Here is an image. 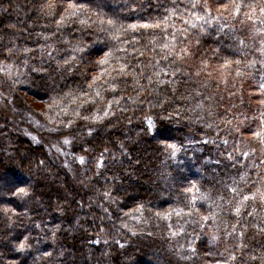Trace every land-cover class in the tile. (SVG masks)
Here are the masks:
<instances>
[{
  "label": "trees",
  "instance_id": "16d2710c",
  "mask_svg": "<svg viewBox=\"0 0 264 264\" xmlns=\"http://www.w3.org/2000/svg\"><path fill=\"white\" fill-rule=\"evenodd\" d=\"M44 2L0 0V67L12 73L0 81V264H223L229 254L236 260L227 264H264V204L259 199L264 145L252 136L264 127V91L259 88L264 68L258 51L264 36L253 35L251 22L241 24L225 13L222 22L235 25L236 39L216 27L199 35L197 22L185 41L196 56L181 62L175 56L162 59L163 41L149 44L151 31L137 33L135 47L143 55L129 45H122L128 55L116 53L130 65L128 75H118L119 64L110 60L104 65L109 76L98 82L103 99L78 107L86 99L81 89L94 95L88 84L99 72L96 61L114 42L75 18L57 30L54 20L39 12ZM55 2L63 4L58 15L67 0ZM125 3L93 0L90 7L124 17L125 24L155 18L157 4L171 7L170 0H137L143 7L129 15L122 9ZM210 3L215 14L217 4ZM172 22L188 27L176 16ZM77 44L84 50L74 52ZM212 49H220L221 57L241 59L244 74L237 76L233 64L226 84L215 72L190 80L172 76L177 66L191 74L204 55L212 67L221 63L211 57ZM237 49L245 55H229ZM248 61L256 64L247 67ZM106 79L117 84V91L108 89ZM22 93L42 109L35 110ZM108 101L113 103L105 115ZM28 117L40 124L36 135L22 129ZM169 145L178 149L174 156ZM244 151L250 155L243 156ZM192 184L199 192L185 193ZM17 187L26 194L16 193ZM201 193L213 203L197 200L198 211L187 215L191 197ZM253 193L255 199L244 202L237 216L232 209ZM5 208L12 211L5 214ZM165 212L166 219L156 215ZM205 215L209 219L202 221ZM21 240L27 245L22 251L17 249Z\"/></svg>",
  "mask_w": 264,
  "mask_h": 264
},
{
  "label": "snow or ice",
  "instance_id": "6c2138e0",
  "mask_svg": "<svg viewBox=\"0 0 264 264\" xmlns=\"http://www.w3.org/2000/svg\"><path fill=\"white\" fill-rule=\"evenodd\" d=\"M171 7L165 8L162 4H157V16L155 18L149 17L148 19H144L140 17L137 22L134 23H127L125 24L123 20L124 17L117 16L115 13L108 14L102 11L99 7L91 8L90 6L93 3V0H67V7L63 8V11H60L57 15V9L63 7V4H58L55 0H45L44 3L39 5V12L46 17L54 20V23L57 27V30L61 29L65 24L71 22L73 18L79 22L80 25L88 27V28H95L99 32L105 34L109 42H114L112 46L108 47L106 51H103V55L96 61L97 65L100 66L99 72L97 75L91 77V80L88 84L89 90L94 93V95H89L88 92H85L83 89L80 91V95L85 97L86 99L81 100L80 105L78 107H82L84 104L91 103L95 98L103 99L102 90L103 85L102 83H98L101 80V76L108 77L109 73L105 71L104 65H107L110 60L115 59L116 62L119 64L118 75H128V69L130 68L129 64L121 63V56H117L116 53H122L124 55H128L127 49L124 48L122 45H129L132 47L134 53H139L143 55V52L140 49L135 47L136 44L140 42L138 36L136 35L139 33L140 36H145L146 34L151 31V40H149V44L156 42L158 40H162L163 42L159 44L160 48L165 50V55L162 57L164 60H168L169 57L175 56L177 61L183 62L186 58H194L196 53L192 51L191 42L185 43L188 41V35L190 29H196L198 27L197 22H201L199 24V35H204L207 32L209 27H216L218 33H223L224 35L228 36L230 39H236L233 33L236 31L235 25L233 24L230 26L227 23H223L222 21L225 20L224 14L227 13L228 16L233 20H239L241 24L245 22H251L253 26V35L254 36H264V0H226V2L221 3L220 0H213L217 4V11L213 14L212 4L210 0H183L181 3L180 0H170ZM142 4H138L137 0H126V3L122 6L124 12H127L129 15L132 13L137 12L139 8H142ZM183 9V12L180 9ZM163 9V12L160 11ZM91 12L92 16H95V19H92V16L87 15V13ZM187 13L188 18H184V14ZM176 16L178 17L181 22L188 27L185 28H177L175 23L172 21V18ZM217 21H221L222 23L217 24ZM225 29H228L225 32ZM131 37V39H129ZM200 40L197 38L196 44L199 45ZM241 45L244 44V41L241 39L239 41ZM260 48L258 51L260 52V61L261 67L264 68V40H260ZM121 45V46H117ZM177 45H183L179 48L178 51H175ZM146 47V46H145ZM84 48L77 44L74 48V52H81ZM10 51V50H9ZM239 55L244 56L245 53L242 50L237 49L234 52L229 53V55ZM211 57L216 58L218 61L222 60L221 63H217L215 67H212L210 58L208 55H204L203 58L200 59L199 67L195 68V71L191 74L187 71H182L181 67L177 66L172 70V76L177 77L179 75H183L187 77V79H193L194 77H199L201 73H204L207 77L211 78L213 73H217L219 77L220 83H227L228 76L231 74V69L233 64L237 67L235 68V73L237 76H241L244 73L242 72L239 65H241L242 60L237 58L235 61L228 58V56L221 57L220 56V49H212L211 50ZM75 59V57H72ZM69 61L66 60L65 64H68ZM256 64V61H248L247 67H253ZM139 66V65H137ZM211 69V70H210ZM163 71V70H161ZM134 82L139 86V78L136 76V73H132ZM159 76L160 73L157 72L155 74ZM112 79H115L114 77ZM149 83H151V77L148 78ZM163 83V81H160ZM103 83H106L108 89L115 92L117 91V84L112 83L110 79H106ZM207 84V81H205ZM141 90H143L142 86ZM259 88L264 91V83L259 85ZM100 89V90H98ZM231 94V93H230ZM65 96L70 95V93H65ZM77 97L72 98V102H76ZM118 103V101H116ZM57 101L54 99L53 104H56ZM113 101H108V107L103 109L105 115H109V107L112 105ZM264 103V101H261ZM52 105H49L51 107ZM79 115V112L75 113ZM264 115V114H262ZM83 119H89V117H83ZM92 120H98V116L91 117ZM72 122L69 121V124ZM227 123H231V121H227ZM264 124V122H262ZM68 125H65L67 127ZM234 131L240 132L239 127H234ZM252 136L257 138L261 145H264V127H262L261 131L253 132ZM64 143L67 144L68 140L65 139ZM227 143V141H225ZM170 148H173V156L176 154L175 145H169ZM254 152V150H252ZM264 151V148H262ZM239 152V149H237ZM243 156L248 157L250 155L249 151H244L242 153ZM231 159V157H229ZM78 159L82 162L83 157H78ZM264 163V161H262ZM196 189L199 192V189L196 187L195 184H192L191 187L184 188L183 191L185 193H190ZM230 192H236L235 188L228 189ZM16 193L19 194H26V189L24 187H17ZM259 191V189L257 190ZM107 195V194H105ZM218 199H223V197H218ZM250 199H255V193L250 195H244L240 201L237 202V206L232 209V211L237 215H241V209L245 207L246 201ZM261 204H264V193H261L259 196ZM205 201L208 203H213L210 197L207 194L201 193L199 196L193 195L191 197V201L189 203V213L187 215H191L193 211H198L196 209V201ZM139 210V208L137 209ZM255 208H253L252 212H249L248 215L252 216L255 212ZM5 214L10 209H3ZM176 212L175 209L172 210ZM179 215V212H176ZM157 216H162L163 218H168L169 213L165 212L163 214L156 213ZM209 215L215 216V213H210ZM200 219L202 221H206L209 219L208 215L201 216ZM199 223V222H197ZM200 227H204L202 223H199ZM233 232L236 229V225L232 226ZM264 230V229H262ZM173 236L177 235L176 232L171 233ZM230 235V234H228ZM243 233H241V236ZM215 238V237H213ZM27 245L25 244L24 240H21L17 245L18 250H23ZM239 247V246H237ZM246 247V245H245ZM45 255H48L45 253ZM252 259H256L252 257ZM235 261L236 256L229 254L227 260L223 262V264H227V261Z\"/></svg>",
  "mask_w": 264,
  "mask_h": 264
},
{
  "label": "rangeland",
  "instance_id": "374dc122",
  "mask_svg": "<svg viewBox=\"0 0 264 264\" xmlns=\"http://www.w3.org/2000/svg\"><path fill=\"white\" fill-rule=\"evenodd\" d=\"M1 69H0V81H1V79H2V77H11V75H12V73L10 72V71H6L4 68L5 67H0ZM21 94V93H20ZM22 94H24V93H22ZM23 96H25L27 99H28V101H30V103H32V105H33V107H35V110H41L42 109V107H43V104H41V103H39V102H36V100L34 99V98H31V97H27V95H23ZM3 101L1 100V98H0V103H2ZM28 118H30V117H28ZM34 118H36L35 116H34ZM37 119V118H36ZM39 120V119H38ZM17 121V120H16ZM26 124L24 125V122L21 124V126L22 127H25L26 126V128H22V129H24V131H25V133H26V135H27V133H28V135L31 133V134H33V135H36L37 133L34 131V130H36V129H38V127L40 126V124L39 123H37L36 121H34L33 119H29V122L27 121V122H25ZM12 126L14 127V124H12ZM33 135H31V136H33ZM30 136V135H29ZM54 146H55V144H53ZM53 146V147H54ZM56 149H58V147H56ZM56 152H59V153H62V154H64L63 156H64V158L66 157V153H63L62 151H59V150H56ZM64 165V164H63Z\"/></svg>",
  "mask_w": 264,
  "mask_h": 264
}]
</instances>
